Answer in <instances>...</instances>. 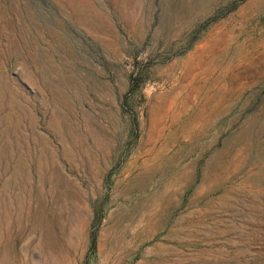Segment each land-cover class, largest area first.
I'll list each match as a JSON object with an SVG mask.
<instances>
[{
    "label": "rangeland",
    "instance_id": "374dc122",
    "mask_svg": "<svg viewBox=\"0 0 264 264\" xmlns=\"http://www.w3.org/2000/svg\"><path fill=\"white\" fill-rule=\"evenodd\" d=\"M0 264H264V0H0Z\"/></svg>",
    "mask_w": 264,
    "mask_h": 264
}]
</instances>
